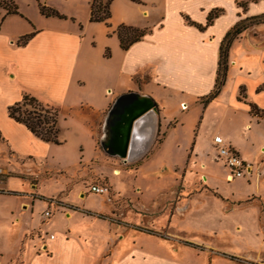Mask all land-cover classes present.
I'll list each match as a JSON object with an SVG mask.
<instances>
[{"label": "crops", "instance_id": "obj_1", "mask_svg": "<svg viewBox=\"0 0 264 264\" xmlns=\"http://www.w3.org/2000/svg\"><path fill=\"white\" fill-rule=\"evenodd\" d=\"M114 1L119 23L144 30L125 48L119 46L114 31L99 46L86 44L87 26L74 16L67 19L66 15L42 14L49 17V24L32 25L25 32L0 29V78L4 84L1 87L0 83V94L7 95L2 102L5 113L0 118V140L9 153L13 155L23 145V153L30 156L40 145L52 143L7 114V106L18 101L23 92H28L61 108L55 122L57 142L53 143H65L66 139L60 134L63 124H67L77 147L76 180L100 175L102 171L96 172L92 164L102 162L106 168L110 167V172L103 176L118 197L128 196L120 195L112 181L119 168L110 161L119 158L130 163L140 159L133 169L137 173L139 167L157 160L149 175L176 180V170L182 168L177 165L181 142L184 152L189 148L186 160L203 155L200 147L204 144L211 156L227 169L224 174L227 180L242 176L247 181L245 185L250 181L257 183L264 177V155L259 156V152L264 151V21L249 24L231 39L223 82L215 96L205 103L202 99L213 88L221 38L239 18L264 12V0ZM2 10L1 20L6 14H18ZM213 10L216 13L207 20ZM20 16L26 18L23 14ZM92 21L95 20H89L87 14V22ZM26 32H31L29 38L17 43L18 36ZM102 49L108 53L101 52ZM240 87L243 96H239ZM250 104L260 114L252 113ZM197 107H201V115L194 135H180L181 120H189ZM210 107L240 111L244 116L237 122L220 118L209 122V126L205 113ZM134 112L139 114L132 120L122 147V124ZM216 133L246 163L239 175L229 177V168L212 147L211 138ZM206 155L203 156L206 158ZM1 166L8 171L5 165ZM68 166L59 164L64 175L69 174ZM203 166L204 160H201L199 167ZM202 179L201 185L207 189L192 190L188 188L192 185L183 183L182 190L188 188L189 193L178 195L179 184L174 183L145 202L136 197L134 202L140 207L138 218L143 224V236L127 242L122 234H110L113 227L108 220L101 236L94 231L98 225L95 221L103 218L104 211H93L87 206L86 191L77 185L76 194L81 204L59 197L53 199L54 208L62 211L56 217H64L60 220L63 226L54 228L52 236L44 234L41 250L33 249L39 241L33 234L30 237L32 248L23 253L22 264H196V255H199L196 251L207 252L206 264H264V239L253 237L251 240V231L245 235L247 238L237 239L251 246L241 254H233L204 246L174 225L175 216L190 219L187 213L193 207L194 192L218 193L204 175ZM251 196L260 198L252 192L240 199H235L233 193L216 197L225 212L244 204L256 205L245 228L251 230L258 226L264 231V207L261 210L258 202L249 199ZM111 207L114 206L109 204V212ZM234 224L235 229L243 227L240 222Z\"/></svg>", "mask_w": 264, "mask_h": 264}, {"label": "rangeland", "instance_id": "obj_2", "mask_svg": "<svg viewBox=\"0 0 264 264\" xmlns=\"http://www.w3.org/2000/svg\"><path fill=\"white\" fill-rule=\"evenodd\" d=\"M89 1L14 0L18 11L26 18L18 14H6L1 20L3 7L0 6V29L3 27L7 32L17 30L22 32L29 30L32 25L49 24V17H44L38 9V4H44L66 15L67 19H71L74 16L76 20L81 21L82 25L86 24L85 43L99 46L102 40L109 38L108 34H113L114 28L119 24L117 21V17L119 16L114 8L115 1L109 0L110 15L107 22L103 20L87 22ZM105 50L102 49L101 52L104 53ZM4 81L6 84L7 79ZM0 83L1 87H3L4 84L1 78ZM6 98V94H0V118L1 114L4 115L5 113V106L2 105V102ZM36 98L40 101L39 105L36 104V106L32 103H26V101L20 102L17 105L19 114L27 116L30 114L29 112L33 109V106L36 110L46 106L45 103L47 102L41 98ZM60 110L61 108L57 110V115ZM256 112L260 114L258 109H256ZM200 115L201 107H197L193 110V114L189 120H181L182 124L179 125L180 135L193 136ZM243 116L244 114L240 111L233 112L229 109L224 110L222 107H210L205 113V118L209 126V122L219 120L220 118L227 122H237L241 121L240 119ZM66 125L65 123L63 124L64 129L60 134L66 139L65 143L54 144L52 142L46 145L43 144V146L40 145L30 156L23 153L25 149V147H22L23 145L20 146V151H15L13 155L10 154L4 141L0 140V165H5L8 170L4 171L3 176L0 178V264H22L23 253L29 252V249L32 248L30 246V237L33 234L39 238L36 249L34 247L33 249L41 250V248H44L42 244L44 234H53L54 228L63 226L60 220H64V217L62 215L56 217L62 211L54 208L53 199L59 197V199H66L73 204H81L82 200L76 194L77 185H80L84 192L86 191L84 193V201L87 206L93 211H104L102 212L103 218L99 217L96 219L95 222H98V225L94 231L101 236L105 231L108 220L112 222L113 227L110 234L112 236L122 234L124 241L127 242V240L130 241L132 238L143 236V227H141L143 224H140L138 218L140 207L134 202L136 197L139 201L145 202L159 190H166L174 183L179 184L177 186V191H179L178 195L186 194L189 191L188 188H192V190L199 188L207 189L204 185H201L203 184L202 176L204 175L208 181L207 183L217 190L218 193L213 194L203 190L194 192L192 195L193 207L187 213L190 219L184 220L185 218L181 216H175L174 225L178 228H183L187 235L194 241L203 243L204 246L214 248L220 252L241 254L246 247H250L251 245L241 244L237 239L239 237L247 238L248 236L245 235H248L249 231H251V240L253 237L264 239V231L259 230L258 226L252 227L251 230L245 228L251 218L253 209H256V205L244 204L241 207L225 212L220 208V202L218 197H216L217 194L226 196L233 193L235 199H240V197L252 192L259 194L260 198L251 196L249 199H254L255 202H258L262 210L264 207V177H261L257 183H251L250 181L248 185H245L247 181L242 176H235L227 180L224 177L227 169L221 166L222 163L217 158L211 156L210 150L208 151L204 144H202L200 149H203L204 156L207 153L206 158L203 155H198L195 159L186 160L189 148L184 152L183 143L181 142L180 149L178 150V152H181V155H179L177 165L182 168L176 170V180L174 178L161 179L149 175L148 172L156 166L157 160L139 167L137 173L133 169L140 162V159L130 163H124L119 158L115 161H110L109 163L111 165L119 168V173L112 176V181H114L120 190V195H127L129 198L118 197L116 194H113V189H111L106 177L103 176L110 172V167L106 168L102 162L92 164L96 172L102 171V173L99 172L100 175H92L87 179L76 180V171L79 169L76 161L78 156L75 154L77 147L71 138L70 129L66 128ZM156 140H159V137ZM43 142L46 143L45 141ZM263 155L264 151H260L259 156ZM201 160H204L203 168L199 167ZM60 163L69 164L66 169L69 171V174L64 175L61 172L59 169ZM157 167L159 169L160 164ZM202 172H204L203 175L200 174ZM72 179H75L76 182L72 183L70 181ZM88 181L91 183L100 182L105 184L110 199L105 201V194L90 191V183ZM112 181L110 179L111 183ZM183 183H186L187 186L192 185L193 187L182 190L184 188ZM208 189L213 191L211 188ZM25 203L26 205H24ZM109 204L114 206L111 207V212L108 211ZM45 210H49L51 215L46 216L44 214ZM122 210L124 212L121 214L120 212ZM52 215L55 216L50 222ZM236 222H240L243 227L241 229H235L234 223ZM254 232H257V234H254ZM196 253L199 254L196 255V264L208 263L206 251H196Z\"/></svg>", "mask_w": 264, "mask_h": 264}, {"label": "trees", "instance_id": "obj_3", "mask_svg": "<svg viewBox=\"0 0 264 264\" xmlns=\"http://www.w3.org/2000/svg\"><path fill=\"white\" fill-rule=\"evenodd\" d=\"M8 1V2H7ZM0 0V6L3 7L5 13H19L17 5L14 0ZM240 2V1H239ZM109 0H90L89 3V20H103L107 22L109 17L108 9ZM39 12L45 16L53 15L57 17H64V14L58 12L56 9L46 6L44 4H38ZM216 13V10L210 11L207 15V20L211 18ZM264 21V12L259 14L245 16L239 18L223 35L219 43L217 67H216V76L213 84V88L203 95L202 101L205 103L213 96L216 95L220 85L223 82L225 70H226V55L227 47L232 38L238 35L245 27L254 22H263ZM108 24V23H107ZM143 29L137 27L119 23L115 28L114 32L118 38L119 46L125 48L129 43L134 40H137L142 34ZM31 35V32H26L18 36L17 43H23ZM105 54L108 53V50H105ZM239 96H243L242 88H239ZM26 101V103H32L36 106L39 105L40 101L32 94L28 92H23L21 98L18 101H15L12 104L7 106V114L15 119L16 121L22 122L31 132L39 136L43 140L57 142L56 134V117H57V106L45 103L46 106L41 107L39 110L33 109L29 112L27 116H22L17 110V105L20 102ZM38 109V108H37ZM42 110V112H40ZM249 110L252 113H256V109L253 104L249 105Z\"/></svg>", "mask_w": 264, "mask_h": 264}, {"label": "built area", "instance_id": "obj_4", "mask_svg": "<svg viewBox=\"0 0 264 264\" xmlns=\"http://www.w3.org/2000/svg\"><path fill=\"white\" fill-rule=\"evenodd\" d=\"M211 145L217 153V156L229 168V177L239 175L246 168V163L243 162L238 152L233 147L226 144L219 134H213L211 138ZM3 174L4 169L0 165V178ZM89 190L95 193L105 194L106 200L110 199L108 196V189L105 184L100 182L90 183ZM44 214L47 216L50 214V211L45 210ZM49 236H52V234L50 233Z\"/></svg>", "mask_w": 264, "mask_h": 264}, {"label": "water", "instance_id": "obj_5", "mask_svg": "<svg viewBox=\"0 0 264 264\" xmlns=\"http://www.w3.org/2000/svg\"><path fill=\"white\" fill-rule=\"evenodd\" d=\"M141 111V110H140ZM139 114V112L130 113L126 118L125 121L122 124V147L125 146V143L127 141L129 131L131 128L132 120Z\"/></svg>", "mask_w": 264, "mask_h": 264}, {"label": "bare ground", "instance_id": "obj_6", "mask_svg": "<svg viewBox=\"0 0 264 264\" xmlns=\"http://www.w3.org/2000/svg\"><path fill=\"white\" fill-rule=\"evenodd\" d=\"M185 107H186V106H185ZM115 173L118 174V173H119V170L116 169Z\"/></svg>", "mask_w": 264, "mask_h": 264}]
</instances>
